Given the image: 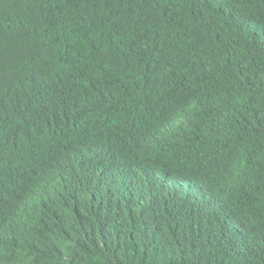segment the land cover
I'll use <instances>...</instances> for the list:
<instances>
[{
	"label": "trees",
	"instance_id": "trees-1",
	"mask_svg": "<svg viewBox=\"0 0 264 264\" xmlns=\"http://www.w3.org/2000/svg\"><path fill=\"white\" fill-rule=\"evenodd\" d=\"M0 264H264V0H0Z\"/></svg>",
	"mask_w": 264,
	"mask_h": 264
}]
</instances>
